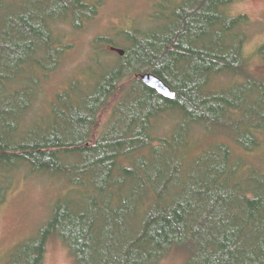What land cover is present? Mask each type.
Returning <instances> with one entry per match:
<instances>
[{"label":"trees","instance_id":"1","mask_svg":"<svg viewBox=\"0 0 264 264\" xmlns=\"http://www.w3.org/2000/svg\"><path fill=\"white\" fill-rule=\"evenodd\" d=\"M160 1L161 28L96 42L98 55L123 48L126 56L99 64L86 88L75 82L58 95L55 113L86 97L48 137L21 129L39 92L17 90L0 103V203L26 171L69 185L15 264H44L53 240L75 264H164L175 255L185 264H264V79L245 58L249 21L225 12L241 0ZM0 8L9 14L0 16V88L16 72H32L37 83L41 72L57 73L67 48L56 28L81 32L98 15L89 0H0ZM148 74L176 100L144 86ZM225 76L239 83L215 89ZM168 118L179 123L164 134ZM255 155L261 166L245 158Z\"/></svg>","mask_w":264,"mask_h":264},{"label":"rangeland","instance_id":"2","mask_svg":"<svg viewBox=\"0 0 264 264\" xmlns=\"http://www.w3.org/2000/svg\"><path fill=\"white\" fill-rule=\"evenodd\" d=\"M89 1L98 6V15L95 21L85 24L83 31L76 33L71 24L56 28L57 36L66 46L67 52L60 70L50 74V78L44 82L42 99L48 108L57 104L58 95L65 94L73 83H83L86 88L92 81L93 70L98 72L99 64L100 67H112L119 63L120 55L112 52L111 48H106L105 51L112 57L95 53L99 39L106 38L119 44L117 37L122 32L161 28L156 16L160 0ZM172 1L174 2L168 0L166 8ZM225 12L232 19L245 18L249 21L241 29L246 35L245 58L251 74L264 79V59L261 57L264 48V0H241ZM170 15L172 12L168 17ZM238 83L234 76H225L219 78L214 85L217 90L228 91ZM108 121L109 118L104 119L103 125ZM178 123L177 118H168L162 125L163 133H172ZM209 139L211 138L206 136L205 142H210ZM223 142L228 143L225 140ZM259 156L245 158L250 166H261ZM27 172L21 173L12 181L4 203H0V264H15L19 249L39 237L50 220L53 207L69 186L64 180L34 176ZM44 264H75V260L62 242L53 240L48 246ZM164 264H185V258L175 255Z\"/></svg>","mask_w":264,"mask_h":264},{"label":"bare ground","instance_id":"3","mask_svg":"<svg viewBox=\"0 0 264 264\" xmlns=\"http://www.w3.org/2000/svg\"><path fill=\"white\" fill-rule=\"evenodd\" d=\"M8 16L9 14L7 13L6 8H0V16L4 17V16ZM1 22L3 20H0ZM103 68H105L106 66L102 65ZM42 70H39L37 68H34V72H41ZM2 73V71L0 70V74ZM41 75H46L47 78H49V74H45L41 72ZM148 75H153V74H148ZM147 75H144L142 77H145ZM155 76V75H153ZM13 79H8L3 81L2 83V87L0 88V103H5V102H9L15 95H16V91L17 90H26V89H31L33 91V93L37 94L39 92V99L38 102L35 103V105L33 106V109L31 112H28V114L26 115V120L28 119V123H24L21 124V129L22 131H28L29 130H34L35 132L38 133V137H40L41 139L47 136L48 130L49 129H53L54 127H58L57 123H59L57 121V117L59 115H68L70 114L71 109H74V105L75 108H78L80 105V100L84 99L86 97V95L81 94L80 96H78L76 98V101H72L70 102H66L64 105L60 106L62 107V111H59L58 113H55L56 110L53 109V107L51 106L50 108H48L45 104L44 101L42 99V92L43 91V86H44V82L47 80V78L45 76H41L39 78V82L37 83L36 80L34 79V77L32 76V72H28V71H22V72H16L12 74ZM157 77V76H155ZM158 78V77H157ZM160 79V78H158ZM38 84V86H37ZM165 99V98H164ZM168 100V99H166ZM176 100V99H175ZM173 100V101H175ZM170 101V100H169ZM80 102V103H79ZM100 110H98V112L96 113L95 116V120H97L98 118H100L99 114L101 112H99ZM36 118V119H35ZM103 119L109 118V116H102ZM29 125V126H28ZM61 125V123L59 124ZM98 130L94 129L93 127H90V131L89 134H97ZM63 133V132H60ZM50 134V133H48ZM99 134L104 135L105 137L107 135L110 134L109 131H102L99 130ZM50 136V135H49ZM48 137V136H47ZM40 141L38 140H33L30 143L33 145L36 143H38ZM29 147L30 146L29 144ZM160 201H163V198H159Z\"/></svg>","mask_w":264,"mask_h":264},{"label":"water","instance_id":"4","mask_svg":"<svg viewBox=\"0 0 264 264\" xmlns=\"http://www.w3.org/2000/svg\"><path fill=\"white\" fill-rule=\"evenodd\" d=\"M113 52L119 54L121 57L126 56V53L122 50L113 49ZM142 82L144 86L165 99L173 101L177 98L176 94L162 80L153 75L142 77Z\"/></svg>","mask_w":264,"mask_h":264}]
</instances>
